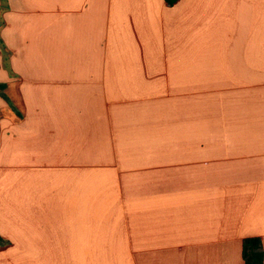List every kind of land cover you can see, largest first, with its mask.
Listing matches in <instances>:
<instances>
[{
	"label": "crops",
	"instance_id": "crops-1",
	"mask_svg": "<svg viewBox=\"0 0 264 264\" xmlns=\"http://www.w3.org/2000/svg\"><path fill=\"white\" fill-rule=\"evenodd\" d=\"M0 85V264L264 251V0H0Z\"/></svg>",
	"mask_w": 264,
	"mask_h": 264
},
{
	"label": "trees",
	"instance_id": "trees-1",
	"mask_svg": "<svg viewBox=\"0 0 264 264\" xmlns=\"http://www.w3.org/2000/svg\"><path fill=\"white\" fill-rule=\"evenodd\" d=\"M166 1L172 4L175 0ZM242 259L243 264H264V251L259 238L250 237L242 241Z\"/></svg>",
	"mask_w": 264,
	"mask_h": 264
}]
</instances>
